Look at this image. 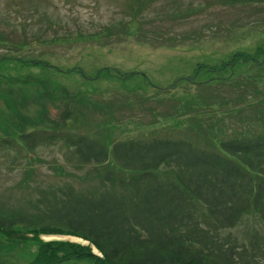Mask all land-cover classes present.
<instances>
[{
  "label": "trees",
  "instance_id": "obj_1",
  "mask_svg": "<svg viewBox=\"0 0 264 264\" xmlns=\"http://www.w3.org/2000/svg\"><path fill=\"white\" fill-rule=\"evenodd\" d=\"M0 41L15 48L25 46L8 38ZM237 64H242L243 72L248 71L243 77L246 81L233 77L231 72L222 76ZM22 65L50 69L42 59L27 58ZM244 65L248 66L243 69ZM253 67L259 68L258 72L264 70L262 44L252 51H236L220 64L199 62L193 74L180 75L160 89L201 85L207 90L204 94L182 93L178 101L174 98L167 113L158 107L143 106L138 113L144 116L149 112L155 119L180 112L185 120L178 132L160 129L113 142L108 141L110 124L95 119L96 110L107 116L112 113L100 102L79 93L71 95L62 88L60 130H34L21 138L31 143L30 149L39 139L50 143L61 140L72 148L79 163L96 165L94 184L78 189L66 182L39 189L28 211L0 214V232L15 240H25L26 233H43L88 241L84 245L58 239L36 240V254L25 264L75 260L91 264H264V234L254 230L246 241H240L229 230L245 215L264 220V102H259L264 101V94L257 99L264 84ZM203 68L206 75H198ZM55 70L78 74L80 84L104 79L105 74L126 80L137 73H111L107 67L95 75L86 74L83 68ZM220 76L225 81L218 80ZM146 82L151 84L148 79ZM221 82L234 86L238 96L225 101L219 98L214 87ZM183 98L188 100L181 102ZM79 100L84 103L73 107L71 102ZM90 117L93 122L83 124L82 120ZM92 247L101 256L94 254Z\"/></svg>",
  "mask_w": 264,
  "mask_h": 264
},
{
  "label": "rangeland",
  "instance_id": "obj_2",
  "mask_svg": "<svg viewBox=\"0 0 264 264\" xmlns=\"http://www.w3.org/2000/svg\"><path fill=\"white\" fill-rule=\"evenodd\" d=\"M0 38L25 43L18 49L0 43V214L13 215L28 211L29 202L36 198L39 189L66 182L78 189L94 184L96 165L79 163L72 148L61 140L50 143L39 139L31 150V143L21 138L22 134L34 130H60L62 88L71 95L88 96L112 113L107 116L95 111V119L109 123L112 128L109 142L160 129H172L176 133L185 120L180 112L151 119L149 112L138 116L141 107L171 111L174 98L178 101L182 93L202 95L207 90L201 85H178L168 91L160 88L180 75L193 74L199 62L220 64L230 60L236 51H252L264 45V2L0 0ZM27 58L45 60L50 69L22 65ZM241 66L227 69L222 76L231 72L233 77L246 81L247 77H243L248 71L243 72ZM56 67L60 70L83 68L86 74L93 75L103 72L105 67L111 73H137L126 80L105 74L104 79L80 84L78 74H63ZM253 68L254 73L262 75L264 84V70L258 72L259 68ZM197 74L206 75L205 69L198 70ZM222 76L218 80L225 81ZM214 88L224 101L239 94L234 86L223 82ZM130 92L134 94L128 95ZM259 92L257 99L264 94V87ZM141 95L149 97L142 99ZM83 103L71 102L73 107ZM130 113H135L134 117H128ZM93 120L90 117L82 122L90 124ZM143 124L147 125L141 128ZM245 216L235 228L229 229L232 234L240 241H246L254 230L264 234V220L255 215ZM44 236L26 233L25 240H15L0 232V264L29 262L37 251L36 240L73 241L76 238ZM62 264L91 262L75 260Z\"/></svg>",
  "mask_w": 264,
  "mask_h": 264
},
{
  "label": "bare ground",
  "instance_id": "obj_3",
  "mask_svg": "<svg viewBox=\"0 0 264 264\" xmlns=\"http://www.w3.org/2000/svg\"><path fill=\"white\" fill-rule=\"evenodd\" d=\"M43 235H46V236H44L45 238H55L56 236H60V237H63V238H66V239H74V237L73 236H70V235H60V234H43ZM75 240H77L76 238H75ZM83 242H85L86 243V241H83Z\"/></svg>",
  "mask_w": 264,
  "mask_h": 264
},
{
  "label": "water",
  "instance_id": "obj_4",
  "mask_svg": "<svg viewBox=\"0 0 264 264\" xmlns=\"http://www.w3.org/2000/svg\"><path fill=\"white\" fill-rule=\"evenodd\" d=\"M95 254H97L95 251H94ZM99 255V254H98Z\"/></svg>",
  "mask_w": 264,
  "mask_h": 264
}]
</instances>
